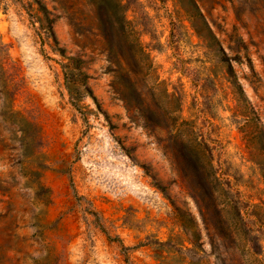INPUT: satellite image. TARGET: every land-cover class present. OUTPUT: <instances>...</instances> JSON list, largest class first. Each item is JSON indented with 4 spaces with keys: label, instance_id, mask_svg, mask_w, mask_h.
<instances>
[{
    "label": "rangeland",
    "instance_id": "1",
    "mask_svg": "<svg viewBox=\"0 0 264 264\" xmlns=\"http://www.w3.org/2000/svg\"><path fill=\"white\" fill-rule=\"evenodd\" d=\"M0 40V264H264V0H0Z\"/></svg>",
    "mask_w": 264,
    "mask_h": 264
},
{
    "label": "trees",
    "instance_id": "2",
    "mask_svg": "<svg viewBox=\"0 0 264 264\" xmlns=\"http://www.w3.org/2000/svg\"><path fill=\"white\" fill-rule=\"evenodd\" d=\"M43 14H44V20L46 21V28L48 30V34H50L53 37V41L56 42L51 26L52 19L48 17L47 10L43 8ZM143 51V50H142ZM6 52L4 50V45L2 44L0 40V102H1V113L0 115L8 114L11 117L17 116V113L13 110L11 98L9 97L10 94V88H9V82L6 78L5 74V67H4V58H5ZM94 99V98H93ZM6 103V104H5ZM15 127H18L19 131L21 132L22 140L21 145L19 147L20 154L22 156H27V149L29 147V144L32 142L33 138L35 137V133L32 132V134L27 135L25 134L24 130L20 128L21 126H18V124L14 125ZM14 129H11L10 131H13ZM12 133V132H11Z\"/></svg>",
    "mask_w": 264,
    "mask_h": 264
}]
</instances>
